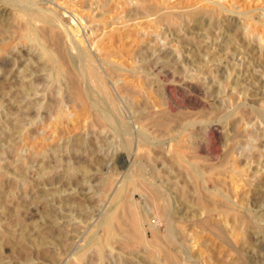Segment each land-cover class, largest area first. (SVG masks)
<instances>
[{
    "label": "rangeland",
    "instance_id": "1",
    "mask_svg": "<svg viewBox=\"0 0 264 264\" xmlns=\"http://www.w3.org/2000/svg\"><path fill=\"white\" fill-rule=\"evenodd\" d=\"M109 1L33 4L56 13L73 59L78 44L97 63H126L109 81L132 90L123 132L113 117L93 125L98 110L68 97L80 62L53 78L6 25L21 11L0 0V264H264V0ZM217 2L215 20L197 19ZM114 211L125 224L102 248Z\"/></svg>",
    "mask_w": 264,
    "mask_h": 264
},
{
    "label": "bare ground",
    "instance_id": "2",
    "mask_svg": "<svg viewBox=\"0 0 264 264\" xmlns=\"http://www.w3.org/2000/svg\"><path fill=\"white\" fill-rule=\"evenodd\" d=\"M128 1L130 2V0H128ZM8 2L13 7H15V9H19L21 11V13L15 19L13 18V19L9 20V19L4 18L8 22V23L6 22L7 24L5 23L6 25L11 23V26L13 25L15 27L14 32H11V34L15 33L14 37H17V38L20 37V38H23V39H26L29 41H34L36 43L37 49L40 51L39 52L40 54H38L37 57L41 56L43 59H45L44 64H47V68L50 70V73L53 76V78H60L63 74H65L64 73L65 69L69 65V63L73 64L74 59H75V62H76V60H78V62H80V65H79L80 70L79 71H82L84 73V75H82L83 73H81V75L83 76L84 79H86L87 82L89 81V85H91V86H87V87L83 86L84 84L81 83V80L79 78L80 77L79 71H78V74L76 72L70 73L69 77H68L69 82L67 81L68 82L67 92L69 95L68 97L71 99V101H73L74 104L83 106L85 108L94 107L98 110V112H93L92 120L90 119L92 121L93 125H100L102 123H107L108 120L111 117H113V118H115L116 124L118 125V129H119L118 131L123 132V131H121L120 127L123 125V122L125 123V120H123L125 117L124 118L122 117V111L126 108L124 106V103L121 101L122 100L121 98L123 96H127L128 91L132 92V90L128 88V84H126L124 81L122 83H119L115 87L110 86L109 81L118 82L119 80L123 79V76L125 75V73L128 72V66L126 65V63L122 62V67L116 66L114 64H106L105 62H103V63L99 62L101 64L100 65L99 63H97L96 59L92 56V52H91L92 49H90V47H89L90 45L89 46L87 45L85 47H80V46H78V44H75L73 46V48L76 49V56H75L76 58L73 59L72 56H70V54L68 53V50L66 49L64 38H62V36L60 35V32H58V30L56 29L58 27V24H57V20H56L57 15L55 12L46 11V10H44V8H35V4H33V2L35 3V0H10V1L8 0ZM103 2L105 4L104 6H109V3H110L109 0H103ZM121 2H119V0H118V3H121ZM30 4H32V5H30ZM130 4H132V3H130ZM33 5H34V7H33ZM123 5H124V3H123ZM215 6H216V8H213L212 10H204L199 16H197V19L204 21L206 19V17H208L207 21L213 20V19L215 20V18L218 14H221L225 11V8H223L221 5H219L218 2L215 4ZM124 7H125V5H124ZM122 9H123V11L125 10L124 8H122ZM151 9H152V7H151ZM9 13L11 14V12H9ZM10 17H11V15H10ZM167 20L168 19H166V21ZM189 20H190V18H189ZM59 22L61 23L62 21H59ZM3 23H4V21H3ZM216 25L218 26V24H216ZM219 26H221V25H219ZM233 27L235 28L236 26H233ZM2 28L4 31H6L3 26H2ZM231 28L230 29H226V28L224 29V31L227 30V31H225V32H227L226 35H228V31H232ZM221 29H223L222 26H221ZM254 30H253V32H254ZM4 31L1 30V32L5 33ZM78 31H79V28L75 32H78ZM6 34H7V32H6ZM6 34H5V36H6ZM248 38H250V37H248ZM14 40H17V39H14ZM89 40H90V38H89ZM7 41H9V40H7ZM90 44L92 46H94L95 49H97V51L99 50V52L103 55V53H102L103 49L101 47H99L98 42L96 43V41L93 40V41H90ZM4 45H5V43H4ZM3 47H5V46H3ZM225 49L226 48H224V50ZM0 50H2V49H0ZM226 51H228V50H226ZM223 52L220 51V53H223ZM29 53H31V52H29ZM101 67H103L104 70H102ZM30 69H31V67H30ZM27 70H29V67ZM206 72H207V70H206ZM221 74H222V72H221ZM2 78H3V76H2ZM25 78H27L26 75H25ZM61 80H63V79H61ZM26 88H28V86H26ZM26 90H28V89H26ZM133 92H135V91L133 90ZM258 92H259V90H258ZM26 106H28V105L26 104ZM131 106L135 109H139L137 104H132ZM144 110H146V109H144ZM135 111H138V110H135ZM138 114L139 115L135 119V122H137L138 124H140L144 120L150 119V118L155 119L154 123L156 125H161L163 123L160 116H156V113L155 114L151 113L147 116H144L143 113H138ZM163 118H164V116H163ZM102 126H103V124H102ZM144 136L146 137V133ZM147 138L149 139L148 136H147ZM192 171H193L194 175L196 177H198L200 171H198L196 168H193ZM195 176H194V179H195ZM158 198H160V200H165L166 199V193L162 192V191H158ZM156 200H157V198H156ZM169 206H170V204H169ZM159 208L161 209V211L163 213L162 215L167 219L168 232L170 234H177V230H179V229H176V227H175L176 225L174 226V223H173V221H174V215H173L174 213H172L173 210H171L172 211L171 212L169 210V208L166 206V203L159 204ZM123 216L124 215L119 211L118 212L114 211L111 214L106 216L105 224H104L105 225L104 234L101 237L97 236V238H95V242L98 243L100 245V247L104 248L105 245H111L112 239L118 233V229H119L120 225L125 224L124 223L125 219ZM132 231L135 234L137 232V234L139 236L137 220L135 218L132 219ZM140 237H142V236H140ZM128 243H130L129 239H128ZM170 259H172V258L170 257Z\"/></svg>",
    "mask_w": 264,
    "mask_h": 264
}]
</instances>
